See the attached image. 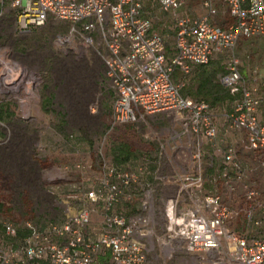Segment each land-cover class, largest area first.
Returning a JSON list of instances; mask_svg holds the SVG:
<instances>
[{
  "label": "built area",
  "instance_id": "built-area-1",
  "mask_svg": "<svg viewBox=\"0 0 264 264\" xmlns=\"http://www.w3.org/2000/svg\"><path fill=\"white\" fill-rule=\"evenodd\" d=\"M5 1L15 12L19 32L48 19L59 20L67 30L55 35L56 45L77 39L81 46L93 48L103 65L104 82L112 91L109 128L148 115H174L185 135L186 153L181 158L189 170L167 175L152 170L151 180L143 181V167L130 169L101 158L96 183L80 192L76 201L81 207L76 211L64 208L40 224L23 220L19 238L15 225L2 223L3 234L11 241L4 244L0 235V264H150L146 244L153 233L152 200L157 184L174 187L165 199L166 242L182 241L187 252L201 253L202 264H264V238L242 236L227 226L229 218L239 212L257 224L254 213L264 217V202L255 189L243 185L245 205L235 210L218 193L204 189L202 142L214 144L217 125L209 103L182 95V80L173 79L175 70L182 77L188 75L214 54L232 48L241 37H256L264 44V0H218L230 18L225 26L210 20L217 0H201L206 12L194 17L185 11L187 0H151L172 18L175 32L170 56L162 35L144 14L143 0H0V4ZM23 78L19 64L0 59L2 82H18L26 91L19 103L22 107L30 97L27 88L34 83L33 78ZM218 82L237 96L232 110L224 113L225 121L231 129L244 132L264 180V125L255 115L260 103L257 88L246 82L234 57ZM151 162L149 156L142 157L144 165ZM218 176L229 191H234L233 183L244 179L231 142L221 151ZM137 187V210L116 211L120 204L132 202ZM97 207L99 226L92 229L89 224Z\"/></svg>",
  "mask_w": 264,
  "mask_h": 264
},
{
  "label": "rangeland",
  "instance_id": "rangeland-1",
  "mask_svg": "<svg viewBox=\"0 0 264 264\" xmlns=\"http://www.w3.org/2000/svg\"><path fill=\"white\" fill-rule=\"evenodd\" d=\"M200 2L187 0L186 13L191 17L204 14ZM143 10L155 20L153 29L168 34L170 37L165 39L171 42L172 26L167 21L170 14L153 4ZM211 21L218 24L222 19L214 15ZM66 30L63 22L48 19L39 27L19 32L8 1L0 4V59L15 61L23 69V79L34 80L27 88L30 97L22 107L19 103L26 95L25 89L18 82L13 85L0 79V235L4 244L11 240L3 234L2 223L15 225L21 233H17L19 238L24 232L20 224L23 220L40 224L64 208L79 209L77 197L96 183L99 160L114 163L112 151L119 145L130 147L133 156L118 165L135 170L143 167V181L151 180L152 170L157 175L189 170L181 158L186 153L185 135L179 122L173 120L174 115L158 113L109 128L112 91L104 82L102 62L93 48L81 46L77 39L56 45L55 35L65 34ZM232 57L237 59L246 82L257 88L261 99L259 118L264 121V44L256 37H241L232 48L217 53L219 75ZM174 77L177 82L181 80L179 74ZM236 99L234 96L211 107L217 137L213 145L202 142L201 171L204 189L218 193L225 205L238 210L245 205L243 185L255 189L257 198L264 202V180L244 132L231 129L225 121L224 113L232 110ZM229 142L236 147L244 175L242 182L233 183L234 191H229L218 176L221 151ZM144 155L149 156L151 164L142 163ZM77 164L80 169L75 167ZM136 189L132 202L120 204L116 211L126 214L137 210ZM173 189L172 185H156L147 257L150 264H202L198 258L201 253L187 252L182 241L166 242L165 199ZM95 210L89 224L92 229L99 226V208ZM254 215L257 224L239 212L229 218L227 226L242 236L264 238V217L258 211Z\"/></svg>",
  "mask_w": 264,
  "mask_h": 264
},
{
  "label": "trees",
  "instance_id": "trees-1",
  "mask_svg": "<svg viewBox=\"0 0 264 264\" xmlns=\"http://www.w3.org/2000/svg\"><path fill=\"white\" fill-rule=\"evenodd\" d=\"M197 66H202V65H197ZM213 70H211L206 74L201 75V80L197 83V88L195 89L194 94L191 93L190 86H184V84L180 87V93L184 96L193 99L204 98L206 101L212 102L214 104L223 103L227 99L234 98V95L230 94L227 89H225L223 86H221L219 83L215 81ZM176 74H179L182 81L187 76L185 75L182 77V75H180V73L177 70H175L173 73V78H175L174 76ZM190 93L192 96H188L190 95ZM198 95L202 96V98H197L196 96ZM132 156L133 153L130 147H128L127 145H119L115 147L112 151V157L115 165H118L121 162L129 161ZM1 205L2 204L0 203V213H1ZM17 233L21 234L19 232Z\"/></svg>",
  "mask_w": 264,
  "mask_h": 264
},
{
  "label": "crops",
  "instance_id": "crops-1",
  "mask_svg": "<svg viewBox=\"0 0 264 264\" xmlns=\"http://www.w3.org/2000/svg\"><path fill=\"white\" fill-rule=\"evenodd\" d=\"M148 4L150 5H156L154 2H152L151 0H143L142 1V5H143V8H145ZM157 6V5H156ZM158 8V7H157ZM145 10V9H144ZM223 10V7L220 3V1H215L214 3V6H213V14L211 15L210 17V20L212 18V16L214 15H217L219 16L222 21L219 22L218 24L217 23H214V24H217V25H220V26H225L228 22H230V18L226 15L225 12H222ZM186 11V9H185ZM224 11V10H223ZM163 12V11H162ZM163 13H166V12H163ZM144 14H145V11H144ZM147 17L148 15L145 14ZM202 15V14H201ZM199 15V16H201ZM170 17V16H169ZM150 20H151V23H152V28H153V23H155V20L152 21L151 17H149ZM168 23L171 24V33H172V39H171V42H168L167 39L165 38H169L170 36L168 34H162V37L164 39V43H165V52L168 56H170L172 54V44H173V35H174V32H175V27H174V24H173V21H172V18L170 17V19H167ZM212 22V21H211ZM164 25V24H163ZM155 30V29H154ZM158 32V31H157ZM217 54V53H216ZM216 54H214L208 61V63L206 65H202V66H195L193 67V69L191 70V72L185 77V79L182 81V85L184 84V86H190L191 88V93L194 94L195 92V89L197 88V83L201 80V75L203 74H206L208 72H210L211 70H213L214 72V77H217L219 75V61H217L216 59ZM190 93V95L188 96H192ZM197 98H202V96L198 95L196 96ZM206 101V100H205ZM210 104L211 107H215L216 104L212 103V102H209V101H206ZM260 105H261V99H260V103L258 105V107L256 108L255 110V115L258 119V121L264 125V121L261 120L259 118V108H260ZM119 166V165H117ZM122 167V166H121Z\"/></svg>",
  "mask_w": 264,
  "mask_h": 264
}]
</instances>
